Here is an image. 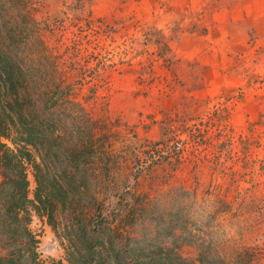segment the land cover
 Here are the masks:
<instances>
[{"label":"rangeland","instance_id":"obj_1","mask_svg":"<svg viewBox=\"0 0 264 264\" xmlns=\"http://www.w3.org/2000/svg\"><path fill=\"white\" fill-rule=\"evenodd\" d=\"M204 1L36 0L12 53L46 111L30 149L63 171L87 230L170 243L188 264H264V41ZM67 211L54 231L30 208L40 264L67 263Z\"/></svg>","mask_w":264,"mask_h":264},{"label":"trees","instance_id":"obj_2","mask_svg":"<svg viewBox=\"0 0 264 264\" xmlns=\"http://www.w3.org/2000/svg\"><path fill=\"white\" fill-rule=\"evenodd\" d=\"M27 1L0 0V264H40L36 250L38 239L28 227L30 208L45 217L56 231L59 212L67 211V204L71 207L76 200L63 171L45 168L30 149L39 152L44 145L48 122L44 107L31 98L33 102L29 103L27 96L23 97L16 78L22 73L12 54L19 20H35L36 0H30V5ZM2 10L5 13H1ZM102 32L108 34L104 27ZM170 39L162 35L157 42L167 47L168 53ZM168 53L162 59L171 67ZM34 113L40 116L33 118ZM28 166L32 168L36 184L33 198L28 196ZM68 213L64 227L71 232L66 264H188L170 243L145 249L139 245L137 235H132L126 236L132 241L131 245L121 246L122 240L109 232H101L102 223L93 224V228L87 230L76 214ZM100 219L98 215L93 223Z\"/></svg>","mask_w":264,"mask_h":264},{"label":"crops","instance_id":"obj_3","mask_svg":"<svg viewBox=\"0 0 264 264\" xmlns=\"http://www.w3.org/2000/svg\"><path fill=\"white\" fill-rule=\"evenodd\" d=\"M188 0H185L186 3ZM196 5L203 4L204 0H191ZM226 3L224 9H234L236 14H226L223 24L235 23L242 27H249L256 35V40L264 41V0H221ZM193 3V4H194ZM232 18V19H230Z\"/></svg>","mask_w":264,"mask_h":264}]
</instances>
